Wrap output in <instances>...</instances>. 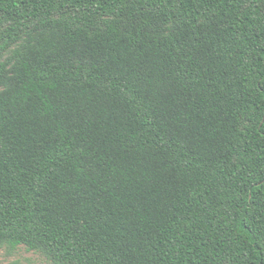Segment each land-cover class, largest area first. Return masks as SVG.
<instances>
[{"label": "trees", "instance_id": "trees-1", "mask_svg": "<svg viewBox=\"0 0 264 264\" xmlns=\"http://www.w3.org/2000/svg\"><path fill=\"white\" fill-rule=\"evenodd\" d=\"M5 245L264 264V0H0Z\"/></svg>", "mask_w": 264, "mask_h": 264}, {"label": "rangeland", "instance_id": "rangeland-1", "mask_svg": "<svg viewBox=\"0 0 264 264\" xmlns=\"http://www.w3.org/2000/svg\"><path fill=\"white\" fill-rule=\"evenodd\" d=\"M0 264H56L43 250H29L19 246L15 250L0 247Z\"/></svg>", "mask_w": 264, "mask_h": 264}]
</instances>
